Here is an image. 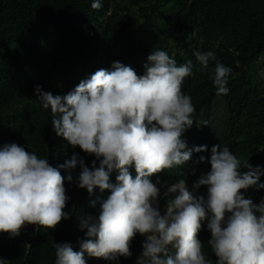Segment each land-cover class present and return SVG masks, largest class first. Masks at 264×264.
Returning <instances> with one entry per match:
<instances>
[{
  "label": "clouds",
  "instance_id": "clouds-1",
  "mask_svg": "<svg viewBox=\"0 0 264 264\" xmlns=\"http://www.w3.org/2000/svg\"><path fill=\"white\" fill-rule=\"evenodd\" d=\"M91 7L100 9L101 0H93ZM194 56L201 70L215 61L213 84L218 95H227L232 69L211 51ZM147 60L144 75L114 62L112 70L95 71L66 95L36 88L43 108L51 110L56 134L100 159L99 167L93 161L90 170L73 155L59 167L72 170L79 164L78 187L89 193L96 186L111 191L99 215L81 221L88 239L80 242V251L69 243L55 244V264H86L85 252L96 258L130 257L137 233L147 235L138 264H210L198 239L206 218L217 264H264V201L254 204L240 192L264 188L258 184L262 173L242 163L229 146L212 147L211 170L194 184L197 189L207 186V198L193 195L181 179L169 188L179 195L169 201L165 214L158 210L159 189L149 178L183 165L193 151L206 146L187 149L182 139L194 122L195 106L182 91L184 79L192 75V61L177 65L164 50H154ZM242 164L250 170L241 173ZM133 166L134 178L129 171ZM114 169L119 172L116 184L110 183ZM64 180L58 168L24 147L10 143L0 148V233L14 238L28 224L55 229L68 217ZM67 180H73L71 174ZM0 264L5 260L0 258Z\"/></svg>",
  "mask_w": 264,
  "mask_h": 264
},
{
  "label": "trees",
  "instance_id": "trees-1",
  "mask_svg": "<svg viewBox=\"0 0 264 264\" xmlns=\"http://www.w3.org/2000/svg\"><path fill=\"white\" fill-rule=\"evenodd\" d=\"M149 1L154 3L143 6ZM92 2L0 0V107H9L17 99L37 97V86L53 95H66L95 71L112 70L114 62L144 75L147 57L154 50H164L177 65L192 61V75L184 79L182 91L195 106L194 122L182 139L187 149L206 146V150L193 151L183 165L162 170L149 179L154 184L166 178L183 179L193 195L204 196L194 184L211 170V149L219 144L229 146L242 163L259 167L262 174L258 184H264V150H260V145H264V90L247 68L264 54V0H131V4L140 6L144 18L132 30L111 11L112 0H101L100 9H93ZM170 2L174 3L173 10L162 9ZM157 18L161 20L159 24ZM152 29L150 41L142 44L136 40L135 35ZM196 51H211L217 61L232 69L227 95H218L213 84L215 61L201 70L194 56ZM21 117L24 124L20 146L47 159L65 177L69 200L64 211L68 217L55 229L28 224L14 238L0 233V258L6 264H55V244L69 243L74 251H80V242L88 239L81 221L88 216L97 217L101 203L111 191H101L96 186L89 193L78 187L82 171L79 164L72 170L59 167L73 155L90 170L93 161L99 167L100 159L58 136L50 108L44 109L38 97ZM201 156L206 159L201 161ZM249 170L241 165V173ZM129 171L134 178V166ZM69 174L73 177L71 182L67 180ZM118 175V170H112L110 183L116 184ZM200 188L207 191V186ZM240 192L254 204L264 201V188L251 186ZM208 222V218L202 222L198 233L201 241L211 236ZM144 242L143 235L137 233L130 244V257L105 259L85 252L84 258L86 264H134ZM202 251L210 264H217L211 246H203Z\"/></svg>",
  "mask_w": 264,
  "mask_h": 264
},
{
  "label": "rangeland",
  "instance_id": "rangeland-1",
  "mask_svg": "<svg viewBox=\"0 0 264 264\" xmlns=\"http://www.w3.org/2000/svg\"><path fill=\"white\" fill-rule=\"evenodd\" d=\"M151 3L153 4L154 1L143 3V6ZM162 7V9L171 11L174 9V3L170 2L168 4L162 5ZM111 11L115 12L119 22L131 25V30L134 27H138L144 21V18L141 16L140 6L131 4V0H112ZM160 22V18H157V24ZM153 30L154 29L150 31H144L142 34L135 35L136 40L142 44H145L152 39ZM247 68L250 74L255 79H258L259 82H261L262 88L264 90V54H262L257 60L251 62ZM36 99V96L25 99H17L14 100L12 105L9 107H0V146L7 140L10 141L8 144L16 143L20 145L19 141L22 134L21 126L24 124L23 118L21 116L34 106ZM18 112H20L22 115H19ZM24 148L26 150V147ZM262 149L264 150V145H260V150ZM178 182L179 180L166 178L155 183L159 189L157 204L161 215L165 214L169 201L174 200L175 197L179 195L178 190L176 192H169V188ZM186 187L188 188L189 186L186 184ZM196 191L203 193L205 198H207V191L204 189L198 188ZM210 215L211 214L209 213V216ZM143 237L145 240L147 239V235H143ZM210 239L211 236L202 241L200 239L199 240L202 242L203 246L206 245L210 247V244L208 243ZM169 249L175 250L171 249V246H169ZM142 253L143 248L135 255L134 264H138L139 259L142 258Z\"/></svg>",
  "mask_w": 264,
  "mask_h": 264
}]
</instances>
